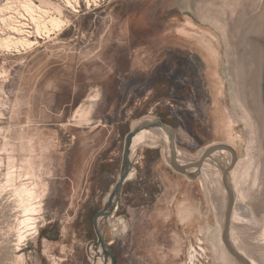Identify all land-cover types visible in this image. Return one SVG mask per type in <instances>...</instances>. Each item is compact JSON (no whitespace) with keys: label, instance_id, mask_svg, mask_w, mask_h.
<instances>
[{"label":"rangeland","instance_id":"1","mask_svg":"<svg viewBox=\"0 0 264 264\" xmlns=\"http://www.w3.org/2000/svg\"><path fill=\"white\" fill-rule=\"evenodd\" d=\"M54 8L61 31L36 35L28 50H0V264H96L94 219L122 175L128 133L146 118L175 128L183 160L216 144L235 148L233 184L247 188L261 225L234 218L233 238L264 264L258 186L239 182L264 162L246 83L247 41L262 31L264 0ZM165 154L164 145L134 146L133 175L100 220L116 264H192L191 255L195 264H236L221 241L218 170L191 181Z\"/></svg>","mask_w":264,"mask_h":264},{"label":"water","instance_id":"2","mask_svg":"<svg viewBox=\"0 0 264 264\" xmlns=\"http://www.w3.org/2000/svg\"><path fill=\"white\" fill-rule=\"evenodd\" d=\"M264 20V15L262 16ZM264 22V21H263ZM248 53V70L246 74V83L248 91V99L253 108L255 116L260 124L263 140H264V25L262 31L250 37L247 41ZM160 131L161 136L153 141H149L148 146L159 147L164 145L166 149V158L169 165L179 174L185 175L189 180H197L203 174L205 168H214L218 170L221 176V182L226 192V205L224 210L223 228L221 241L236 264H259L242 251L240 246L236 244L233 238V221L236 207V190L233 184L232 172L238 164V153L230 145L216 144L205 149L198 158L191 160H183L180 157L179 146L177 144V132L175 128L168 125L162 118H146L139 121L135 127L128 133L124 148V168L122 175L116 185V188L106 206L99 212L94 219V227L99 237V246L109 248L113 262L116 264V258L112 253L111 247L106 244L105 239L100 231V220L109 218L117 209L121 189L125 182L133 174L134 166L132 157L134 154V139L142 131ZM142 144V143H141ZM257 183L252 190L258 186L259 200L257 203L258 216L264 214V162L262 167H258ZM116 199L113 200V197ZM127 219L126 216H124ZM257 219V218H256ZM259 221V220H258ZM259 225L260 222H259ZM263 235H261L262 237ZM264 241V236L262 240ZM264 247V244L262 245Z\"/></svg>","mask_w":264,"mask_h":264},{"label":"built area","instance_id":"3","mask_svg":"<svg viewBox=\"0 0 264 264\" xmlns=\"http://www.w3.org/2000/svg\"><path fill=\"white\" fill-rule=\"evenodd\" d=\"M110 0H0V37H22L33 39L37 32V22H45L59 16L57 5L64 11L80 14L85 9L100 7ZM26 5H31L29 10ZM47 11L45 15L43 12ZM39 38H42L38 36Z\"/></svg>","mask_w":264,"mask_h":264},{"label":"bare ground","instance_id":"4","mask_svg":"<svg viewBox=\"0 0 264 264\" xmlns=\"http://www.w3.org/2000/svg\"><path fill=\"white\" fill-rule=\"evenodd\" d=\"M70 1V0H69ZM29 10H33L31 5H26ZM45 15L48 14L47 11L43 12ZM64 27V20L60 18H55L52 17L50 20H47L45 22H42L39 20L37 22V32L38 36L42 37L46 33L49 35L52 33V31H61ZM37 42L28 39V38H22V37H0V50L4 52L11 53L13 50L16 52H19L21 50H28L33 48ZM161 136L160 131H142L140 132L137 137H135L133 145L135 146L137 143H142V144H148L149 141H155ZM133 146V147H134ZM133 174L130 175V177ZM251 178L252 180V185L251 188L254 187L257 183V177H258V170L254 172V174L247 173V170L245 171L244 174H242L240 181L241 186L247 183L248 179ZM238 178H234V181L237 182ZM235 190L240 193V197H238L236 201V207H235V213H234V218H237L239 220H245L248 221L249 223L255 224L256 226L259 225V221L256 219L254 216L252 209L245 204L246 199L249 196V193L247 194V188L243 187L242 189H239V187H235ZM116 199V196L113 197V200ZM27 221V220H26ZM29 227V226H28ZM27 228V226H26ZM24 230V229H23ZM22 230V231H23ZM25 235V234H24ZM23 234L20 233L19 240L20 243L23 242L26 238ZM196 251V250H195ZM97 263L96 264H114L112 254L109 250V248H104L103 246L97 247ZM191 260L192 264H195V256L191 255Z\"/></svg>","mask_w":264,"mask_h":264}]
</instances>
